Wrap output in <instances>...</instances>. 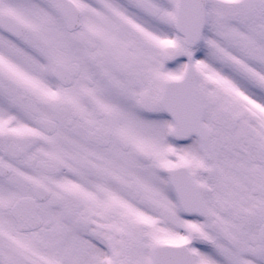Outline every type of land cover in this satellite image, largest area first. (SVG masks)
<instances>
[{"label": "snow or ice", "instance_id": "snow-or-ice-1", "mask_svg": "<svg viewBox=\"0 0 264 264\" xmlns=\"http://www.w3.org/2000/svg\"><path fill=\"white\" fill-rule=\"evenodd\" d=\"M0 264H264V0H0Z\"/></svg>", "mask_w": 264, "mask_h": 264}]
</instances>
